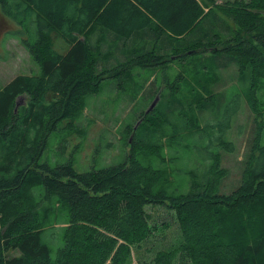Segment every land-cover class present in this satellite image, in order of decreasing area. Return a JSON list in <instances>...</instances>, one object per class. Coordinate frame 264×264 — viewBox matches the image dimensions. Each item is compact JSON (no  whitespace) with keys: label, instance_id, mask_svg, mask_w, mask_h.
I'll return each instance as SVG.
<instances>
[{"label":"trees","instance_id":"trees-1","mask_svg":"<svg viewBox=\"0 0 264 264\" xmlns=\"http://www.w3.org/2000/svg\"><path fill=\"white\" fill-rule=\"evenodd\" d=\"M215 1L0 0L38 69L0 85V264H127L148 234L146 208L159 204L176 216L182 239L139 264H264V107L256 95L264 79V0H233L232 26ZM205 53L214 84L233 81L232 95L223 99L210 85L193 105L214 123L187 116L176 82L145 78L128 95L132 121L125 122L122 158L80 172L62 142L63 162L43 158L51 135L74 127L90 96L124 89L135 70L163 71ZM236 90L253 129L240 178L224 192L222 156L235 145L222 135L237 109L229 106L239 102ZM24 94L30 100L17 105ZM156 95L146 112L141 103ZM181 133L208 142L193 145L206 150L205 162L178 188L150 158L163 160L164 144Z\"/></svg>","mask_w":264,"mask_h":264},{"label":"rangeland","instance_id":"rangeland-1","mask_svg":"<svg viewBox=\"0 0 264 264\" xmlns=\"http://www.w3.org/2000/svg\"><path fill=\"white\" fill-rule=\"evenodd\" d=\"M232 1L216 0L213 5V8L231 26L232 22L228 13L232 8ZM17 26L15 21L3 15L0 11V85L5 84L17 74H33L38 70L37 64L28 50L19 37L13 33ZM190 41L191 35L179 43L184 44ZM206 58H208V53L197 54L194 58H188L186 61L170 63L164 67L163 71L161 69L156 70L155 74L147 70H142L138 74V70H135L131 76L132 80L126 78L127 86L124 89L117 87L114 90L103 88L104 90L102 89L99 94L90 96L86 100L83 114L74 127H63V129H59L51 135L43 158L52 165L56 162H63L65 158L63 154L60 153L59 155L57 148L60 142L63 143V146L65 145V155H70L75 168L80 172L87 171L91 167L107 166L122 158L129 147L124 141L128 130V122L132 121V110H130L132 108L131 106L127 107L132 99L128 95L133 94L145 78L151 80L154 78L158 84H162L166 80L171 83L176 82L178 95L185 103L187 116L194 118L196 121L199 120L201 125H204V122L214 123L213 115L206 113L201 118L193 105L196 100L207 95L210 85L214 91L224 93L223 99L227 98L233 94V81H227L222 87L214 84L217 81V75ZM180 73L183 75L182 78L176 80ZM221 73L222 78L225 80H228L231 74L229 69L222 70ZM114 82L116 83V81ZM258 87L256 94L258 103L264 107V79L259 82ZM236 91L240 92L239 102L237 101L229 106L231 109H234V107L237 109L230 120L229 128L224 132L225 135H222V138L232 140L235 145L233 153L222 156L221 166L227 169L226 177L221 183L224 192L228 191L232 187L231 184L236 183L240 178V162L243 161L246 140L251 136V130L253 129V114L243 98L242 92L240 90ZM141 96L138 97L140 101ZM155 97L147 98L145 102L141 103V107L148 108ZM28 100L30 98L27 95H21L17 98V105H22ZM224 105L222 104L221 107L223 108ZM125 122H127V125H125ZM180 135L176 143L167 144L166 142L164 144V149L161 151L163 160L155 156L150 158V163L153 166L165 168L170 172L172 183L178 188L187 185V173L189 171L195 168L201 170L205 162L206 150H196L193 145L197 147L204 146L205 142H208L206 138H192L187 133H181ZM146 209L149 214L148 234L144 241L133 246L127 264H139L143 260L149 261L158 252L171 251L181 242L182 233L179 222L171 210L161 204L148 206ZM54 220L56 218L53 219L52 223H54Z\"/></svg>","mask_w":264,"mask_h":264},{"label":"water","instance_id":"water-1","mask_svg":"<svg viewBox=\"0 0 264 264\" xmlns=\"http://www.w3.org/2000/svg\"><path fill=\"white\" fill-rule=\"evenodd\" d=\"M157 99H158V95H156V97L154 98V100L152 101V103L150 104L148 109L146 110V112H148L150 109H152V107L155 105Z\"/></svg>","mask_w":264,"mask_h":264}]
</instances>
